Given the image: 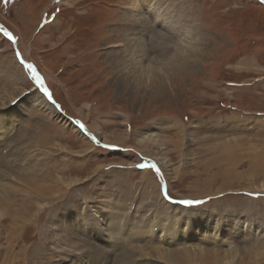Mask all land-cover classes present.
<instances>
[{
  "label": "rangeland",
  "instance_id": "1",
  "mask_svg": "<svg viewBox=\"0 0 264 264\" xmlns=\"http://www.w3.org/2000/svg\"><path fill=\"white\" fill-rule=\"evenodd\" d=\"M155 2L184 15L200 42L152 86L133 87L113 66L139 29L130 0H0V25L17 37L0 33V264H203L185 259L199 252L264 264V0ZM164 35L168 44L152 50L161 60L176 54ZM145 160L164 181L136 167ZM35 182L57 189L43 196ZM165 182L173 200L205 203L166 201ZM183 211L203 216L200 243L190 232L192 243L168 246L121 231L184 221Z\"/></svg>",
  "mask_w": 264,
  "mask_h": 264
},
{
  "label": "bare ground",
  "instance_id": "2",
  "mask_svg": "<svg viewBox=\"0 0 264 264\" xmlns=\"http://www.w3.org/2000/svg\"><path fill=\"white\" fill-rule=\"evenodd\" d=\"M130 2H131V5H130L129 10H130L131 14L129 16V20L131 22L134 21L135 19H138L136 14L139 13L143 16H147L149 19H152L154 21V23H156V24L166 23L167 25H169L172 28V32H170V33L165 32L164 33V34L170 35V37L174 40V48L176 49V54H174L171 58H168L169 60L168 59L161 60V57H165V55H155L152 52H151V55L147 54L146 50L143 47H141V45L144 42L148 41L147 33L143 32L139 28V29H134L136 32V35L132 38V40H133L132 52L128 53V52H125V50H124V52L127 54L122 55V57H120L119 60L116 58L113 61V64H114L113 66L118 65L117 74L121 75L120 78H122L121 80H124L125 84L129 85L130 81L127 80L129 78V80L132 81L133 87L137 86L138 82H140L141 80H142V82H144L145 85L148 84V85L152 86L153 84H151V83L153 81H155V78L157 79V77L168 75V72L172 68L165 69L166 66L167 67H175L174 66L175 63H177V62L179 63L180 61H184L187 57H189L190 51L194 48H197V45H198V42H200V39H199V37H198L197 41L194 39V37H193L194 31L192 30V28H189L188 26L185 25L184 15H181L179 11L176 12V11H174V9L173 10L171 9V11H170V9H169L168 10L169 12H165L166 11L165 6L160 4V3H156L155 0H147L145 2H142L141 0H130ZM157 31L162 32L163 29L158 28ZM144 59H146V62ZM115 61H119V62L117 63ZM121 80H116V81H119L120 85H122ZM122 87L123 86H121V88ZM4 94H6V93H4ZM48 108L51 109L50 107H48ZM51 111H54V110L51 109ZM149 138H151V136L148 138L142 137L139 140V142L145 143L146 140L149 141ZM157 140L152 138L151 141L154 144V143H157ZM32 189L35 190L38 194H41L43 196H48L50 194L52 195V193L55 192V190L57 188L52 187V186H46V185L40 184L38 182H35V184L32 185ZM207 193H210V192H207ZM105 208H107V207L104 206V209ZM104 211L107 213V210H103V212L101 211L100 213H104ZM164 211H163V213H165ZM94 213H95V215L99 214L98 212L97 213L94 212ZM110 214H107V215L105 214L104 216H109ZM163 215H166V214H163ZM181 215L185 217L184 221H173V222L171 221V223L168 224L169 219L174 216V215H172L170 218L169 217L162 218V220H161V222H159L158 226L155 224L157 222L154 219V227L153 226L150 227V225H149L150 228L147 226L148 227V229H147L146 226H141V224H136V226H135V223H133L132 234H130V232H129V225H127V227L125 229H124V227H125V225H124V227L121 228L122 229L121 231L123 233H127L126 237H128V236L130 237V235H131V237H135L138 240H140L139 237L143 238V236H147V235L149 238L157 237L158 239H162V240L165 239L164 243L168 246H173V245L180 246V245L188 244L189 242L192 243L191 242L192 240L189 239L190 235H186L189 232L191 235H193V237H192L193 243L194 242L200 243L202 240H204V238H207V237H205V234H208V231L206 230L203 232L204 238L202 237L201 240L197 241L199 239V236L197 233H199L201 231V224H200L201 220L200 219L203 217L202 215H200V217H198L199 220L189 219L188 215H190V213L187 214L184 211L181 213ZM192 216H193V213H192ZM97 217H99V218H97ZM97 217L96 218L98 221H95V222H96L98 228L100 229V231H101V229L107 230L108 224L105 223L106 222L105 220H107V219L105 217H103V215H100V216L97 215ZM109 223H110L109 226L112 225V227H114L112 229H114V230L117 229L116 228L117 225H115V219L112 215H110V217H109ZM177 229H179L180 231H177ZM194 229L197 231L193 233L192 231ZM136 231H139V234ZM145 232H146V235L144 234ZM89 251H92V250L89 249L88 252ZM96 253H97V255L100 254L99 251H97ZM100 256H104V255H100ZM105 257H106V255L103 257L104 262L106 260ZM169 257L173 258V255L169 256ZM193 257H192V255H190L188 257H185V259L186 260L190 259L189 262H191V263L197 262V263H203V264H209V263L210 264L211 263L217 264V260H216L217 258L215 257V255H213L210 252H208V253L207 252H199L197 254V256L195 255ZM96 260L97 261L101 260V257H96ZM170 260L172 261V259H170ZM182 260H183V258H182ZM219 262H221L220 258L218 260V263Z\"/></svg>",
  "mask_w": 264,
  "mask_h": 264
},
{
  "label": "snow or ice",
  "instance_id": "3",
  "mask_svg": "<svg viewBox=\"0 0 264 264\" xmlns=\"http://www.w3.org/2000/svg\"><path fill=\"white\" fill-rule=\"evenodd\" d=\"M7 2L8 0H5L6 4ZM136 15L138 19H135L134 21H132V23L136 25L138 28H140L143 32L152 34V39L150 41L144 42L141 45V47H143L146 50L148 55H151L153 49H157V50L163 49L168 44V38L164 35V33L172 32V28L166 23L156 24L152 19H149L147 16H143L139 13H137ZM158 28H162L163 32L157 31ZM0 33H2L3 36L7 38L5 42H11V43L17 42V37L2 25H0ZM0 47H2V43H0ZM16 57L22 66L26 64L22 55L19 52H16ZM26 67L28 71L31 73V79L35 82L37 86V90L38 91L42 90V93L47 98V100L55 103L53 100L52 93L50 92L49 88L45 85V80L41 76V74L37 71L36 67L31 63H27ZM76 123L80 125L81 130H84L83 124H80L79 121H77ZM92 139L96 140V137L93 136ZM96 143L100 144V141L96 140ZM102 147L108 149L113 146L109 144H103ZM136 167L140 169L151 170L159 178L160 181H164V174L161 168L156 163L145 160L143 163L138 164ZM160 193L166 201L179 203L189 208H194L205 203V201L203 200H179V201L173 200V197L168 192L166 182L160 185Z\"/></svg>",
  "mask_w": 264,
  "mask_h": 264
},
{
  "label": "crops",
  "instance_id": "4",
  "mask_svg": "<svg viewBox=\"0 0 264 264\" xmlns=\"http://www.w3.org/2000/svg\"><path fill=\"white\" fill-rule=\"evenodd\" d=\"M263 71H264V69H263ZM262 121H264V119H262Z\"/></svg>",
  "mask_w": 264,
  "mask_h": 264
}]
</instances>
